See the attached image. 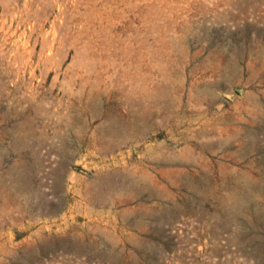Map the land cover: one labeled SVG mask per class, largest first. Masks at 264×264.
Instances as JSON below:
<instances>
[{
	"label": "rangeland",
	"instance_id": "rangeland-1",
	"mask_svg": "<svg viewBox=\"0 0 264 264\" xmlns=\"http://www.w3.org/2000/svg\"><path fill=\"white\" fill-rule=\"evenodd\" d=\"M0 147V264H264V0H0Z\"/></svg>",
	"mask_w": 264,
	"mask_h": 264
},
{
	"label": "built area",
	"instance_id": "built-area-1",
	"mask_svg": "<svg viewBox=\"0 0 264 264\" xmlns=\"http://www.w3.org/2000/svg\"><path fill=\"white\" fill-rule=\"evenodd\" d=\"M173 246L165 255L171 264H253L226 237L217 239L208 221L184 215L166 227ZM222 248V250H220ZM42 264H107L87 256L57 252L46 256Z\"/></svg>",
	"mask_w": 264,
	"mask_h": 264
},
{
	"label": "crops",
	"instance_id": "crops-1",
	"mask_svg": "<svg viewBox=\"0 0 264 264\" xmlns=\"http://www.w3.org/2000/svg\"><path fill=\"white\" fill-rule=\"evenodd\" d=\"M0 151L4 152V151L2 150V147H0ZM4 154H5V153H4Z\"/></svg>",
	"mask_w": 264,
	"mask_h": 264
},
{
	"label": "bare ground",
	"instance_id": "bare-ground-1",
	"mask_svg": "<svg viewBox=\"0 0 264 264\" xmlns=\"http://www.w3.org/2000/svg\"><path fill=\"white\" fill-rule=\"evenodd\" d=\"M74 175V174H73Z\"/></svg>",
	"mask_w": 264,
	"mask_h": 264
}]
</instances>
